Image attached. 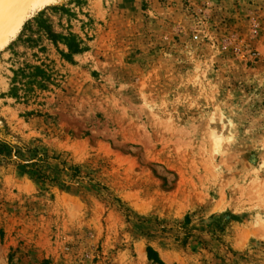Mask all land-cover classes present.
Wrapping results in <instances>:
<instances>
[{
	"label": "rangeland",
	"instance_id": "rangeland-1",
	"mask_svg": "<svg viewBox=\"0 0 264 264\" xmlns=\"http://www.w3.org/2000/svg\"><path fill=\"white\" fill-rule=\"evenodd\" d=\"M0 264H264V0L29 11L0 46Z\"/></svg>",
	"mask_w": 264,
	"mask_h": 264
},
{
	"label": "water",
	"instance_id": "water-1",
	"mask_svg": "<svg viewBox=\"0 0 264 264\" xmlns=\"http://www.w3.org/2000/svg\"><path fill=\"white\" fill-rule=\"evenodd\" d=\"M52 1L54 0H22V8H20L21 10L19 9L20 13L18 11L19 14H17L18 16L16 15V18H14V22H12L10 26L6 27L7 29H5V31H3L0 35V46L6 43L8 39L18 31L22 21L25 19L29 11Z\"/></svg>",
	"mask_w": 264,
	"mask_h": 264
},
{
	"label": "bare ground",
	"instance_id": "bare-ground-1",
	"mask_svg": "<svg viewBox=\"0 0 264 264\" xmlns=\"http://www.w3.org/2000/svg\"><path fill=\"white\" fill-rule=\"evenodd\" d=\"M21 4L22 0H0V35L14 22V18L20 13L19 9L22 8Z\"/></svg>",
	"mask_w": 264,
	"mask_h": 264
},
{
	"label": "trees",
	"instance_id": "trees-1",
	"mask_svg": "<svg viewBox=\"0 0 264 264\" xmlns=\"http://www.w3.org/2000/svg\"><path fill=\"white\" fill-rule=\"evenodd\" d=\"M148 256L150 257V258H153V259H155L156 257H153V256H156V255H154V252L151 250V249H148ZM157 261H158V259H156ZM158 262H160V261H158Z\"/></svg>",
	"mask_w": 264,
	"mask_h": 264
}]
</instances>
